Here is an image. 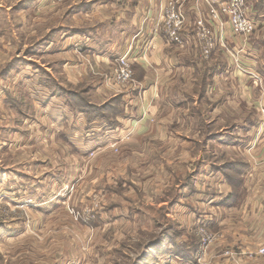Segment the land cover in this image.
Returning <instances> with one entry per match:
<instances>
[{
	"label": "rangeland",
	"instance_id": "obj_1",
	"mask_svg": "<svg viewBox=\"0 0 264 264\" xmlns=\"http://www.w3.org/2000/svg\"><path fill=\"white\" fill-rule=\"evenodd\" d=\"M24 1L0 0V264H194L196 259L228 264L221 252L210 254L214 241L205 239L204 232H210L205 219L194 217L206 208L196 201V194L205 193V181H217L204 165L214 162L208 159L213 155L207 147H227V161L234 170L246 159L255 168L252 174L264 180V158L254 152L264 120L252 132L251 145L239 144L238 139L226 147L212 144L207 96L212 78L206 79V71L191 76L183 69L184 74L175 72V87L173 83L174 88L166 90L167 99L177 100V111L131 102L133 113L125 121L120 114L115 126L109 120L115 115L112 102L99 101L103 96L95 95L90 83L70 84L61 74L62 53L53 50L64 42L62 33L55 31L77 24L79 8L70 10L76 13L67 18L68 2L79 5L80 0H38L31 10L30 2ZM169 2L184 4L166 0L163 10ZM245 3L248 17L264 23V17H258L264 14V0ZM204 5L200 15L209 13V6L216 8ZM196 17L188 20L195 22L191 31L196 32L202 19L216 39L215 30L222 26L209 14ZM256 34L264 37V24L247 40L237 37L229 50L222 48L224 60L238 72L245 69L241 60L249 58L245 48ZM50 39L55 44L48 49ZM197 48L193 47L198 55L193 63L200 68L217 62L216 44L209 56L199 43ZM259 48L264 51V42ZM148 49L138 54L139 60H147ZM177 52V47H167L168 64L177 66ZM179 52L182 59L189 57L184 49ZM88 68L96 75L89 63ZM116 68L110 85L128 95L135 85L117 83ZM175 76H161L165 88L168 78ZM229 77L243 82L232 72ZM255 80L257 86L263 83L257 76ZM105 93L107 98L115 94ZM196 98V104L190 101ZM259 111L264 115V108ZM109 124L115 127L109 129Z\"/></svg>",
	"mask_w": 264,
	"mask_h": 264
},
{
	"label": "crops",
	"instance_id": "obj_2",
	"mask_svg": "<svg viewBox=\"0 0 264 264\" xmlns=\"http://www.w3.org/2000/svg\"><path fill=\"white\" fill-rule=\"evenodd\" d=\"M37 1L25 0L24 2H30L27 9L31 10L36 9L39 2ZM182 1L184 3L182 9L187 15V24L181 35L182 47L169 45L160 31L162 10L166 0H80L79 5H76V2H68L65 8L67 18L73 17L72 14L76 13L69 12L75 7L78 6L79 11L76 27H66L61 31H55L56 34L62 33L61 37L64 41L61 42V47H53L54 51L58 50L62 53L61 59H57L61 62L60 65L62 64L61 74L74 86L80 87L83 83H90L95 95L103 96H101L103 99L99 96L101 102L119 100L122 114H124L122 115L124 119L120 118V120L125 121L133 113L131 102L139 103L141 108L143 104L148 108L156 103L158 106L156 110L164 105L172 112L175 109L177 111V100L167 99V91L173 87L171 84L174 83V87L177 84V75L184 74L185 69H187L186 72L191 71V76L197 75L201 70L206 71V79L210 77L213 82V84L207 82L212 84L208 90L211 94L207 93L208 103L212 108L208 113L211 122L208 125L210 126L208 139L212 144L220 143L225 147L237 142L236 139L239 144L247 145L253 139L252 132L254 134L257 126L264 120V115L259 111V107L264 108L262 96L264 51L259 48L264 42V37L253 35L245 48L249 52V58L244 56L241 60L242 66L247 71L243 69L244 73L238 72L229 66L228 60H224L226 53L222 48L226 47L229 50L235 44L237 37L232 36L230 26L226 23L227 19L221 16L222 29L214 31L217 35V49L214 53L217 62L211 67L204 64L203 68H200L197 63H193V59L198 58L196 52L198 48L195 36H190L191 33L194 34L191 30L195 22H188V20L195 16L205 18L208 13L205 11L200 15L199 8L204 5L200 0ZM258 17L263 18L264 14H259ZM260 20H255L258 28L264 24L263 19ZM55 33H52L51 38ZM254 38H256L255 43ZM258 38L262 41L261 43ZM54 44L55 42L51 40L45 47L49 49ZM148 44L150 49L147 47ZM169 46L177 47V60L174 59L177 66L168 64L169 56L166 50ZM193 47L197 50L194 51ZM145 48L148 49L149 55L144 62L141 58L138 59V54L142 56ZM183 49L189 56L185 59H182L185 56L179 52ZM128 51L137 58H134L133 65L132 84L135 87L127 95L124 91L112 87L108 79L112 77L118 65V58ZM76 54L81 55L82 58ZM187 59L190 60L187 61ZM88 63L96 75L92 74ZM175 72H177L176 76ZM229 72L238 77L241 76L243 82L231 81ZM164 75L175 76L173 79L168 78V88H165V77L161 78ZM256 76L259 84L263 82L260 86H257ZM109 90L115 94L107 98L108 94L105 91ZM190 101L196 104L198 99H190ZM185 104L183 102L181 106L184 108ZM119 117H121L120 114L115 119L120 121ZM220 123L223 125L220 126ZM235 123L239 124L235 126ZM235 129L238 130L237 137H234ZM232 139H234L233 143L230 142ZM263 141L264 133L258 138L254 150L257 154H261V158H264V146L261 145ZM213 146L208 145L207 150L213 155V158L208 159H214V162H207L204 165L208 166L210 176L217 181H205L206 189H203L205 193L196 194L198 198L196 201L205 205L206 208L205 213L194 217L204 218L206 229L215 237L211 255H218L221 252V258H224L223 261L226 260L228 264L236 260L241 264H264V259L257 255L258 249L264 246V180L262 176L259 179L258 173L252 174L255 168L246 159L234 170L240 180L235 178L231 180V169L227 161L230 156L226 151L227 147L221 149L219 145L217 148ZM196 213L199 214L197 211Z\"/></svg>",
	"mask_w": 264,
	"mask_h": 264
},
{
	"label": "built area",
	"instance_id": "obj_3",
	"mask_svg": "<svg viewBox=\"0 0 264 264\" xmlns=\"http://www.w3.org/2000/svg\"><path fill=\"white\" fill-rule=\"evenodd\" d=\"M204 3L216 8L209 9V17L214 23L222 26L221 16H224L229 21V26L233 35L238 38L247 40L257 29L256 22L248 17L245 0H200ZM185 13L180 5H175L171 2L166 4L162 10L160 31L162 32L166 42L169 45L182 47V33L185 27ZM199 19L196 23L195 39L199 43V48L205 56H209L211 50L216 44V39L213 37V31L209 29ZM221 43V42H220ZM118 65L115 71V80L119 84L132 83L133 80V65L135 59L130 53H126L118 58ZM207 241H213L215 237L204 232ZM227 256L228 253H225ZM258 255L264 257V247L258 249ZM194 264H203L201 259H196Z\"/></svg>",
	"mask_w": 264,
	"mask_h": 264
},
{
	"label": "trees",
	"instance_id": "obj_4",
	"mask_svg": "<svg viewBox=\"0 0 264 264\" xmlns=\"http://www.w3.org/2000/svg\"><path fill=\"white\" fill-rule=\"evenodd\" d=\"M112 103H113V104H112ZM112 103H110V106H111L112 112H115V115H114L113 117H111V119L109 118V120H111L110 123L113 122L114 125L116 126L117 123H116L115 118H116L117 115L122 114V108H121V106H120V104H119V100L112 101ZM113 110H114V111H113ZM101 121H102V120H101ZM114 125L109 124V127H111V128H112V127H115ZM228 166H229V168H230L231 170H234V167H233L231 164H229ZM230 176H231V175H230ZM235 176H236V175H234L233 177L231 176V180H234L233 178L238 179V178H236Z\"/></svg>",
	"mask_w": 264,
	"mask_h": 264
}]
</instances>
